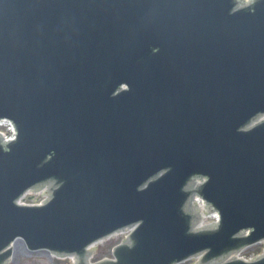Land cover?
<instances>
[{"label": "water", "instance_id": "water-1", "mask_svg": "<svg viewBox=\"0 0 264 264\" xmlns=\"http://www.w3.org/2000/svg\"><path fill=\"white\" fill-rule=\"evenodd\" d=\"M2 118L0 264L15 239L86 264L125 226L95 264H264L226 261L264 240V0H0Z\"/></svg>", "mask_w": 264, "mask_h": 264}, {"label": "flooded vegetation", "instance_id": "flooded-vegetation-1", "mask_svg": "<svg viewBox=\"0 0 264 264\" xmlns=\"http://www.w3.org/2000/svg\"><path fill=\"white\" fill-rule=\"evenodd\" d=\"M45 256L46 254L40 252H31L26 250L24 247L13 248L11 258L8 264H49L48 260L44 258ZM62 264L67 263L62 262Z\"/></svg>", "mask_w": 264, "mask_h": 264}, {"label": "rangeland", "instance_id": "rangeland-1", "mask_svg": "<svg viewBox=\"0 0 264 264\" xmlns=\"http://www.w3.org/2000/svg\"><path fill=\"white\" fill-rule=\"evenodd\" d=\"M115 244V241H110V242H106V243H103L102 245H99V256H95V258H100L104 255H107L108 254V250L110 249L111 245ZM18 247V246H16ZM258 247H253L251 249L248 250V252H245L246 254L247 253H256Z\"/></svg>", "mask_w": 264, "mask_h": 264}]
</instances>
